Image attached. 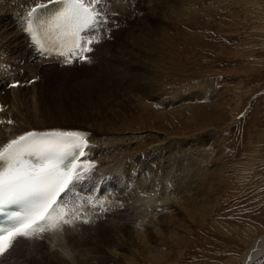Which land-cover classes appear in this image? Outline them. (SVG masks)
<instances>
[{"label":"rangeland","instance_id":"rangeland-1","mask_svg":"<svg viewBox=\"0 0 264 264\" xmlns=\"http://www.w3.org/2000/svg\"><path fill=\"white\" fill-rule=\"evenodd\" d=\"M126 3L139 9L128 18L123 5L110 4L119 28L89 54L91 64L43 63L35 70L20 48L23 37L12 50L0 43L8 51L0 87L10 89L8 75L22 81L16 109L2 106L10 110L7 120L20 128V113L37 123L49 116L57 128L98 131L99 151L103 144L112 151L96 161L97 178L89 180L99 188L107 182L101 199L111 204L119 205L112 200L123 194V207L99 209L89 225L96 206L89 192L84 197L93 203L81 200L80 220L59 242L46 232L44 240L24 238L1 264H243L264 236V0ZM13 13L0 11V31L16 32ZM30 70L40 73L31 84ZM0 129L7 131L4 124ZM118 160L122 169L101 173ZM137 234L151 237L126 239Z\"/></svg>","mask_w":264,"mask_h":264},{"label":"snow or ice","instance_id":"snow-or-ice-1","mask_svg":"<svg viewBox=\"0 0 264 264\" xmlns=\"http://www.w3.org/2000/svg\"><path fill=\"white\" fill-rule=\"evenodd\" d=\"M61 3L39 25L30 19L26 23L25 32L33 52L44 58L60 57L65 66L91 64L93 56L89 54L97 45L112 39L113 29L119 28L116 19L119 13L110 8L111 0H61ZM39 79L35 76L28 83ZM20 86L21 82L16 80L6 85L7 88ZM4 123L0 119V124ZM13 123L12 119L7 120V124ZM91 135L79 129L26 131L0 147V216L6 218L0 225V258L20 238L44 240L40 234L47 229L80 220L76 213L71 219L64 218L68 213L62 209L69 202L74 206L80 200L93 203L88 197L76 195V186L95 175V161L85 159L95 147L89 139ZM95 204L104 213L114 206L123 207L122 203L105 206L99 199ZM82 222L87 224L89 220ZM65 255L71 258L69 253ZM252 259L249 253L246 262ZM257 264L264 262L257 261Z\"/></svg>","mask_w":264,"mask_h":264},{"label":"bare ground","instance_id":"bare-ground-1","mask_svg":"<svg viewBox=\"0 0 264 264\" xmlns=\"http://www.w3.org/2000/svg\"><path fill=\"white\" fill-rule=\"evenodd\" d=\"M8 1H11L9 4H11V6H9V4L7 3ZM50 1H53V0H33V3H31L29 0H2V1H0V11L1 10H3V9H9L10 10V12H14L13 13V15H12V18L13 19H10V21H12L11 23H9L11 26H12V28H13V30L14 31H16V32H14L13 34H9L7 31H0V37L1 36H3L2 37V39L0 38V43H2L3 42V40H5L6 41V43L5 44H8L9 46L8 47H10L11 45H13L14 44V42H16L17 43V39L19 38V37H25L24 36V25H25V27H26V23L28 22V17H27V14L31 11V8H33V7H35V6H41V5H43V4H45L46 2H50ZM126 1L127 0H111V3H116V4H120V5H123V9L121 10V11H123V10H125V12L127 11V13L125 14V17L127 16L128 18L129 17H132L133 16V14L136 12L135 11V9H139V7L136 5V3H135V9L132 11L131 10V8H132V5L133 4H129V3H126ZM136 1H138V0H136ZM25 2V3H24ZM30 2V3H29ZM132 3H134L133 1H132ZM25 6V7H24ZM24 7V8H23ZM119 7H121V6H119ZM18 8V9H17ZM22 8H23V10H22ZM118 10V9H117ZM116 10V11H117ZM2 13H4L3 11H2ZM24 15H26V17L24 16ZM119 17V16H118ZM118 17L116 18V19H118ZM0 19H1V15H0ZM21 27V28H20ZM22 29V30H21ZM21 31V32H20ZM26 33V32H25ZM9 35H11L10 37H9ZM21 39V38H20ZM28 38H24V43L23 42H21V45H20V48H22L23 49V53L25 52V54L28 56L27 58H29L28 60V62H32V65H33V67H34V69L36 70V69H38V67H40L43 63H45L47 60H44V59H42V57L41 56H38V55H36L34 52H33V48H32V46H31V44H30V42L27 40ZM23 44V45H22ZM26 47V51L24 50V48ZM5 48H7V45H4L3 46V49H5ZM11 48V50L13 49L12 47H10ZM2 48H1V50H0V52L2 53H0V60H1V56L3 57V54L5 53V52H8V51H5V50H3ZM21 49V50H22ZM9 50V49H8ZM4 51V52H3ZM105 51V52H104ZM11 52V51H10ZM103 53H102V59H103V62L105 63V61H108L110 58H107L106 56H108V51H106L105 49L102 51ZM6 54V53H5ZM10 54V53H9ZM22 55V54H21ZM137 54H134L133 56H134V58H135V56H136ZM22 57H23V55H22ZM137 58V57H136ZM9 59V58H8ZM24 59V58H23ZM27 60V59H26ZM25 60V61H26ZM52 60H56V61H58V62H60L61 61V58H57V59H51V60H49V61H52ZM17 63V62H16ZM21 63H22V61H21ZM47 63V62H46ZM104 63L102 64V65H104ZM26 64V63H25ZM106 64V63H105ZM28 65H30L29 63H28ZM20 66V65H19ZM22 67V66H21ZM21 67H19V68H21ZM30 67V66H29ZM42 68V67H41ZM50 68V67H49ZM47 69V70H50V69ZM24 69V68H23ZM56 68H54V70H55ZM25 70V69H24ZM28 70V69H27ZM27 70H26V73H27ZM52 70H53V68H52ZM57 70H59V69H57ZM65 70V69H64ZM64 70H61V72H63ZM67 70V69H66ZM65 70V71H66ZM74 70V68H72V71ZM34 71V70H33ZM56 71V70H55ZM60 71V70H59ZM29 72V71H28ZM32 71L30 70V73H31ZM45 72V71H44ZM43 72V73H44ZM67 72V71H66ZM66 72H64V73H66ZM42 73V74H43ZM58 73V72H57ZM132 73H134V72H132ZM5 73H4V71H0V76L1 77H4L5 75H4ZM32 74V73H31ZM35 74V73H34ZM34 74H32V75H29V73H28V77H27V75H26V77L28 78V79H25L26 81L27 80H29V79H31V78H33L35 75ZM36 74H37V72H36ZM40 74V73H39ZM38 74V75H39ZM68 74V73H67ZM131 73H130V71H129V74H128V72L127 73H125V75H123L124 77V79L127 81L128 79H131L132 77V74L130 75ZM135 74V73H134ZM37 75V76H38ZM24 77V76H23ZM22 77V78H23ZM122 78V79H123ZM12 79V78H11ZM18 79V78H17ZM15 80V79H14ZM24 80V79H23ZM11 81H13V80H9L7 83H9V82H11ZM21 81V80H20ZM22 82V81H21ZM25 83V82H24ZM22 84V83H21ZM21 87V86H20ZM2 90H0V94H1V92H3V91H9V93H8V95L5 97V98H1L0 97V105L1 106H5V105H9L10 107H8V108H11V109H16L15 107L17 106V105H19V102H20V98H19V96H17L16 94L19 92V90H20V88H17V89H14V88H8L9 90H6L5 89V87H0ZM144 95V94H143ZM7 108V109H8ZM18 108V107H17ZM12 111V110H11ZM7 112H10V110H8V111H6L5 112V109L3 108V111H1V113H0V119H2V120H4L5 121V123H4V129H7V131H5V132H3V131H0V147H2V145H3V143L4 142H6L8 139H11V138H14L15 136H18V135H21V134H23L24 132H26V131H37V132H45V131H50V130H53V129H57V130H71V128H57V127H55L54 125L58 122L57 121V119L56 118H53L52 117V119H50V120H48L47 121V119H49V116H44V118L43 119H45L46 120V122H41V123H37L36 121L37 120H35V121H32V118L30 117L29 118V120L27 119L28 118V115H25V114H21L20 113V118H21V120H23V126H20V128H18V126H17V124H18V120H16V119H13V121H14V123L13 124H7V116H6V114H7ZM15 112V111H14ZM13 112V113H14ZM18 111L16 110V112H15V114L13 115V116H15V118H16V116H19V115H17L18 113H17ZM51 117V116H50ZM34 118V117H33ZM18 119V118H17ZM24 119H26L27 120V123L24 121ZM68 120V119H67ZM62 121V120H61ZM64 121H66V120H63V122ZM98 130H100V129H98ZM88 132H91V131H88ZM97 132V134H96V136H99L100 134H99V132L98 131H96ZM93 133H92V135H91V137H89V139H90V141L95 145V147L92 149V151H91V153H90V156L89 157H86L85 159H92V160H94L95 161V166H97V165H99V164H96V161L97 160H99V159H104L105 158V152L106 151H108V153H111V151L112 150H110L109 148H108V150H106L105 148H107V144H103L102 146V152H100L99 151V144L98 143H100L101 144V142L99 141V139H97V137H96ZM116 141V140H115ZM117 150V149H116ZM108 153H107V155H108ZM171 157V156H170ZM197 158V157H196ZM171 159V158H170ZM122 161V160H121ZM121 161H115L114 163L112 162V163H110L109 165H107V166H103L102 168H100V170H102V174H107V173H110V172H112V171H114V170H117L118 169V166H119V164H121ZM122 166V165H121ZM121 166H119V168L121 167ZM98 167V166H97ZM125 167V166H124ZM120 169H122V168H120ZM119 170V169H118ZM170 171V170H169ZM117 172V171H116ZM124 172V171H123ZM94 176H96V177H94ZM93 177H92V179H96L97 178V173H96V175H94ZM99 177V176H98ZM153 177V176H152ZM155 180H157V179H155ZM158 181V180H157ZM125 183V182H124ZM121 184V187H123V186H125V184ZM91 185H94L96 188H98V184L97 183H95V182H93V180H86V181H84L83 183H80V184H78L77 186H76V195H81L82 193H86V192H90V191H92V189H93V187L91 188ZM105 185H107V182L105 181L104 182V184L103 185H101V188H100V191H99V193L100 194H103V193H105V191L107 190V188H105ZM180 185H184V183H180ZM108 186H109V188H110V184L108 183ZM153 186V185H152ZM115 187H116V184H115ZM118 191V190H117ZM114 192V191H113ZM157 194H158V192H156ZM117 194H118V196L120 197V198H116V199H114V200H112V201H114V203L115 204H120V199H121V201H122V196H123V194H121V192L119 191V192H117ZM108 196H111V192L108 194ZM70 198H72L71 196H69ZM104 197V196H103ZM73 199V198H72ZM97 199H99V200H101L100 198H97ZM117 200V201H116ZM111 201V202H112ZM117 203H116V202ZM101 202H103V201H101ZM110 201L109 200H106V199H104V204H105V206H107L108 205V203H109ZM62 210H64V212H66V213H69L70 212V210H71V206L69 207V208H63ZM80 212H81V210L80 209H75V210H73V213H76V214H78V215H80ZM108 213V212H107ZM87 215H89V214H87ZM109 215V214H108ZM107 214H105V217L106 216H108ZM91 216H92V218H91V223H89V225H95L96 224V221H98V219H99V217H96V218H94L95 216H96V213H95V210H92L91 211ZM65 219H66V216L64 217ZM69 219V218H68ZM105 219V218H104ZM92 221H95L94 223L92 222ZM76 222L77 221H74L73 222V224L72 225H69V226H73L74 225V227H76ZM79 224V223H78ZM155 224V223H154ZM62 225V228H60V226L59 227H57V228H50V230L52 231L50 234V236H52L53 238H56V239H54L53 240V243L54 242H59V237H58V235L59 234H62V232L64 233H67V231L66 230H68L67 229V227H64V225L63 224H61ZM80 226V225H79ZM64 229H66V230H64ZM72 229H74L73 227H71L70 229H69V231L70 230H72ZM77 230V229H76ZM110 230V229H109ZM116 230V229H115ZM120 231V230H119ZM156 233V232H155ZM135 234V233H134ZM123 236V235H122ZM128 236V235H127ZM127 236H126V239L128 240V241H133L134 240V238L138 241H143V240H148L149 239V237H151V235L150 236H142V238H141V236H140V234H137L136 236H132V235H130V237H128L127 238ZM155 236H157V235H155ZM112 238H113V236H112ZM18 240H21V239H18ZM23 240V239H22ZM21 240V241H22ZM33 240H35V239H33ZM32 240V241H33ZM114 240V242L117 244V245H119V244H125V242H126V240H121V239H119V238H114L113 239ZM112 240V241H113ZM136 240H134V241H136ZM21 241H19L20 243H21ZM35 242H37V241H35ZM111 243H113V242H111ZM137 243V242H136ZM17 244H19L18 242L17 243H15L14 242V245L15 246H17ZM21 248V247H20ZM123 248V247H122ZM15 249V248H14ZM22 249V248H21ZM253 250H255V251H253ZM14 250L12 249V252H13ZM249 253H252V256H253V259L251 260V261H247L246 262V258L248 257V255H249ZM9 254V253H8ZM264 254V236H262L261 238H259V239H257L253 244H252V246L250 247V249L244 254V256H243V260H242V263L243 264H253L260 256H262ZM114 255H117V254H114ZM124 255V254H123ZM6 256V255H5ZM118 256V255H117ZM116 256V257H117ZM115 257V258H116ZM121 257V256H120ZM119 257V258H120ZM1 259H3V258H0V264H1ZM4 261V260H3ZM6 264H8L7 262H6ZM119 264V263H118Z\"/></svg>","mask_w":264,"mask_h":264}]
</instances>
